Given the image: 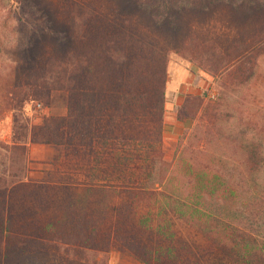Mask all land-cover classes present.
Instances as JSON below:
<instances>
[{"label":"trees","instance_id":"trees-1","mask_svg":"<svg viewBox=\"0 0 264 264\" xmlns=\"http://www.w3.org/2000/svg\"><path fill=\"white\" fill-rule=\"evenodd\" d=\"M220 2L188 3L196 8L194 12L199 16L211 14L205 23L186 17L188 10L177 1L167 15L155 10L144 14L146 21H141L135 12L123 18L104 13L84 0L58 2L59 7L66 10L63 18L69 17L60 20L67 27L65 51H53L26 74L6 78L4 98L8 106L22 105L34 98L48 102L50 91L61 88L68 93V110L65 115L45 118L35 133L17 132L4 146L7 155L0 161L3 167H0V264H8L17 245L25 246L29 240L48 233L76 247L88 241L94 244L95 237L104 240V235L95 234L96 222L109 221L113 209L112 181L106 183L102 179L113 165H123L125 174L128 166L144 160L141 156L144 153L145 156L149 153L146 158L149 162L142 166L137 163L141 177L124 176L122 199L116 200L119 206L114 210L117 221H121L119 226H123L122 237L126 244L136 247H133L136 254H142L144 261L149 262L148 256L152 258L154 263L150 264H159L166 250L169 263L201 262V258L192 253V244L175 239L176 232L165 229L166 225L157 219L162 209L147 212L139 209L137 202L143 199L142 193L155 192L160 187L168 203L166 208L173 217L198 222L212 215L222 220L213 229L219 233L222 230L226 237L211 236L216 240L211 242L215 244L212 251L216 252L205 256L204 264H264V239L255 237L251 242L241 241L243 237L235 236V232H251L242 225L224 221L220 216L223 211H216L213 205L219 200L217 197L225 198L234 194L235 189L223 178L222 159L214 152L205 151L207 142L202 133L192 135L191 139L197 137L195 143L186 144L183 136L177 142V157L170 163L165 162L168 167L162 171L160 144L169 53H180L197 64L214 78L224 95L230 86L243 85L252 78L264 52V21L254 22L248 11L239 10L235 6L238 3L232 1L228 15L235 14L239 18L234 19L235 25L222 23L212 14ZM56 22L57 19L51 17L53 29ZM223 100L221 97L206 105L203 117L209 121H203L205 124H212ZM201 103V95H187L183 106L179 107L178 117L183 118V111L191 104H197L198 111ZM29 142L63 148L61 179L39 185L40 191L35 196L39 199L40 212L42 209L43 213L60 216L57 219L49 216L48 222L56 220L68 226L66 235L60 233V229H52L54 225H41L36 219L28 224L22 221L26 216L35 218V210L16 211L15 188L24 183V176L13 168L21 159L23 164L18 169L24 171ZM15 151L21 152L20 158ZM246 164V173L259 176L264 165L261 143L253 146ZM257 192H254L256 197L250 195L256 208L254 215L264 212V195L259 189ZM242 194L238 196L241 201ZM257 199L259 202L255 203ZM157 200L150 199V202L158 203ZM16 220L22 228L17 233ZM141 232L148 236L155 233L160 247L140 240ZM17 237L19 240H14ZM218 245L226 250L219 249ZM149 247L153 248L151 253L147 252Z\"/></svg>","mask_w":264,"mask_h":264},{"label":"rangeland","instance_id":"rangeland-1","mask_svg":"<svg viewBox=\"0 0 264 264\" xmlns=\"http://www.w3.org/2000/svg\"><path fill=\"white\" fill-rule=\"evenodd\" d=\"M58 0H0V161L5 159L7 152L4 148L6 143L11 142L13 136L17 132L35 133L41 126L45 118L55 115H65L67 113L68 93L65 89L56 88L50 91L49 100L46 102L41 98L30 99L22 105L10 107L5 101V85L6 78L10 76H22L31 71L35 65H38L44 60L49 53L56 51L63 53L68 45L67 27L61 23L62 20H67L69 17H64L65 11L59 7ZM91 3L96 10H101L104 13L118 14L120 17L128 15L130 12H135L138 18L144 20V14L155 10L163 15H167L172 11L171 7L178 5L184 7L186 17H190L193 21L205 23L210 15H198L194 12L195 7L188 5L189 2L196 1L197 3H206L207 0H84ZM133 1L134 4L129 2ZM238 3L236 8L239 10L248 11L254 22L264 21V0H221L219 6L216 5L212 14L216 18H220L222 23H234V19L239 18L234 14L232 17L228 15L230 2ZM245 1L246 3H243ZM182 2V3H181ZM11 11V13H9ZM234 12H237L236 9ZM215 13V14H214ZM212 16V17H213ZM52 19H57L54 29L50 26ZM232 19H231V18ZM53 29V30H51ZM171 40V37L169 38ZM33 67V68H32ZM187 67L197 77L200 85L202 103L197 111V104H191L188 109L183 111V118H179L181 113L179 107H167L169 98L168 83L169 79L175 75L176 69ZM170 77V78H169ZM203 86V88H202ZM186 97V96H185ZM223 98V106L213 118L212 124H205L203 121H209L203 117L206 105L215 103L218 98ZM164 113H163V141L160 144L162 151L161 160L162 171L168 167L165 162H172L177 157L178 144L184 136L187 143L197 142L192 135L202 133L207 144L206 152H214L218 158L222 159L221 169L223 178L235 189L234 194H229L225 198L217 197V201L213 202L216 211H223L220 216L224 221L234 222V225L246 227L251 233L244 231L241 234L234 233L237 237H243L241 241H250L255 237L264 239V212L254 215L256 211L253 205L252 198L256 197L254 192L257 189L264 195V165L259 176L249 175L245 169L248 158L252 155L253 146L257 147L262 144V154H264V52L258 60V65L252 78L245 84L230 86L228 91H221L220 87L215 83L214 78L203 71L197 64L189 60L180 53L170 52L168 55L167 74H166V95H165ZM169 101V100H168ZM40 103L41 107L36 104ZM140 110L139 108L137 109ZM180 110V111H179ZM134 115L136 113L134 112ZM2 122V123H1ZM179 123L178 126L175 124ZM23 125L24 127H19ZM27 126V127H25ZM9 134V138L4 139L3 135ZM189 137V138H188ZM210 141H208V140ZM204 140V139H203ZM204 140V141H205ZM183 142V143H185ZM36 142H29L28 154L26 155L25 169L21 171L23 161L20 159L15 163L13 170L23 177L24 183L15 188V206L17 213L23 211L35 210V218L26 216L22 221L29 223L36 219V222L41 225H54L52 229H60V233L68 234V226H62V223L56 220L50 221L49 216L57 219L60 216L49 215L46 211L38 208L39 199L35 196L39 193V185L55 183L61 179V162L63 158V148L54 144H46L41 146V149L30 150V145ZM39 144V143H37ZM15 154L20 158L21 152L15 151ZM144 160L138 161V165L142 166L149 161V153L141 155ZM233 162V163H231ZM244 163V165L242 164ZM137 163L126 168V173L123 165L112 166L108 169L107 176L105 175L106 183L112 181L111 197H112V216L109 221L96 222L95 234L104 235V240L94 239V244L85 243L82 247L75 246L70 242H66L62 238L50 237L51 234H46L38 238L29 240L25 246L17 245L8 264H150L154 260L148 255V261H144V256H139L133 251L132 245L126 244L123 236V226H119L121 221H117L118 216L114 210L119 206L118 201L122 199L121 188L125 181L124 176L128 174L130 179H134L142 174L139 171ZM241 163V165H239ZM165 165V166H164ZM1 169L3 168L0 166ZM248 168V167H247ZM12 169V168H11ZM130 171V172H128ZM19 175V176H20ZM156 178V176H155ZM156 186H158L156 184ZM243 193L241 201L238 196ZM34 196L36 198H34ZM101 198V197H99ZM142 198L138 200L139 209L142 211L158 212L157 219L160 223L166 225L168 231H175V239H179L192 244L191 251L196 257L201 258L199 264H204V259L207 256L215 253L212 251L216 242L211 236L219 238L224 237L225 232H217L213 228L218 226V222L222 221L219 218L212 216L205 217L198 222L189 221L186 218L173 217L172 212L168 211L163 189L158 187L155 192L142 193ZM158 198L157 202H150ZM32 199V200H31ZM118 200V201H116ZM259 200H255V203ZM156 204V205H153ZM242 203H245L242 207ZM100 206V205H99ZM162 207V208H161ZM170 207V206H169ZM264 209V204L262 205ZM41 208V207H40ZM100 209V208H99ZM24 210V211H25ZM38 210V211H37ZM213 210V209H212ZM39 212V213H38ZM16 213V214H17ZM51 214V213H50ZM54 216V217H53ZM18 218V216H17ZM43 221H39V219ZM48 219V220H47ZM17 221V220H16ZM56 221V222H55ZM16 223V233L20 228V224ZM34 222V221H33ZM157 221L154 222L156 224ZM60 224V225H59ZM59 227V228H58ZM100 230H97L99 229ZM122 228V229H121ZM253 229L252 231L249 230ZM28 231H30L29 228ZM91 229V227H90ZM93 229V228H92ZM59 231V230H58ZM164 229H161V232ZM154 234V235H153ZM148 236L141 232L140 240H146L152 245L160 247L157 240L158 236L153 233ZM57 237V236H56ZM226 237V235H225ZM14 240H19L17 237ZM93 241V240H92ZM125 242V244H124ZM251 242V241H250ZM157 243V244H156ZM242 243V242H239ZM95 245V246H94ZM154 245V246H155ZM219 249H225L218 245ZM136 248V247H135ZM138 249H141L138 246ZM156 248H154L155 250ZM226 250V249H225ZM232 250V249H231ZM153 248H148L147 252L151 253ZM164 253V252H163ZM206 256V257H205ZM160 258L159 264H167V250ZM191 257H193L191 255ZM232 257V256H231ZM145 259V258H144ZM169 264H190L187 262H172Z\"/></svg>","mask_w":264,"mask_h":264},{"label":"crops","instance_id":"crops-1","mask_svg":"<svg viewBox=\"0 0 264 264\" xmlns=\"http://www.w3.org/2000/svg\"><path fill=\"white\" fill-rule=\"evenodd\" d=\"M170 78V77H169ZM203 88V86H202ZM169 98L167 100V107H174L173 101H175V106L178 107L182 104L185 96L187 95H199L201 92V85L197 77L192 73L187 67H180L176 69L175 75L169 79L168 83ZM172 100V102H170ZM2 123V122H1ZM176 126L179 123L176 122ZM4 139L9 138V134L3 135ZM46 144H31L30 150L41 149V146Z\"/></svg>","mask_w":264,"mask_h":264},{"label":"built area","instance_id":"built-area-1","mask_svg":"<svg viewBox=\"0 0 264 264\" xmlns=\"http://www.w3.org/2000/svg\"><path fill=\"white\" fill-rule=\"evenodd\" d=\"M36 106H37V107H41V104H40V103H37Z\"/></svg>","mask_w":264,"mask_h":264}]
</instances>
